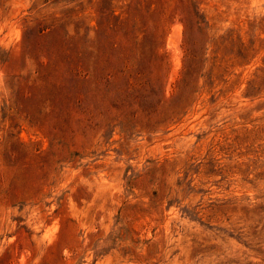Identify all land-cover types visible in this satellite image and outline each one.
<instances>
[{
	"label": "rangeland",
	"instance_id": "374dc122",
	"mask_svg": "<svg viewBox=\"0 0 264 264\" xmlns=\"http://www.w3.org/2000/svg\"><path fill=\"white\" fill-rule=\"evenodd\" d=\"M0 264H264V0H0Z\"/></svg>",
	"mask_w": 264,
	"mask_h": 264
}]
</instances>
